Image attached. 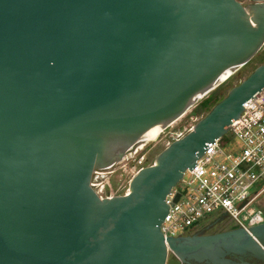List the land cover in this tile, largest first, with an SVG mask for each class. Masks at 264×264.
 Listing matches in <instances>:
<instances>
[{
    "label": "water",
    "instance_id": "1",
    "mask_svg": "<svg viewBox=\"0 0 264 264\" xmlns=\"http://www.w3.org/2000/svg\"><path fill=\"white\" fill-rule=\"evenodd\" d=\"M263 46L264 0H0V264L264 261V223L160 231L166 195L262 90L264 60L127 193L91 184Z\"/></svg>",
    "mask_w": 264,
    "mask_h": 264
},
{
    "label": "built area",
    "instance_id": "2",
    "mask_svg": "<svg viewBox=\"0 0 264 264\" xmlns=\"http://www.w3.org/2000/svg\"><path fill=\"white\" fill-rule=\"evenodd\" d=\"M254 96L229 125L225 135L231 137V145L224 149L219 145L221 137L217 138L186 171L190 177L185 187L177 184L166 195L168 213L160 224L164 240L182 236L212 217L225 216L248 233L264 223L258 203L264 193V86ZM180 136L170 135L166 145ZM91 184L101 198L118 195L94 181ZM167 252L168 257L173 254L169 248Z\"/></svg>",
    "mask_w": 264,
    "mask_h": 264
},
{
    "label": "rangeland",
    "instance_id": "3",
    "mask_svg": "<svg viewBox=\"0 0 264 264\" xmlns=\"http://www.w3.org/2000/svg\"><path fill=\"white\" fill-rule=\"evenodd\" d=\"M245 1L243 0V3ZM264 57V47L254 56V58L245 66L240 67L230 74L224 81L220 83L212 92L217 91L222 97L233 86L237 85L242 79H244L258 64H260L262 58ZM211 93V92H210ZM209 93V94H210ZM208 94V95H209ZM208 95L200 99L189 111H187L184 116L175 121L168 129L167 132H162V134L152 142H147L142 148L138 150H133L125 159H123L114 169L111 170L109 174L102 177L99 180L94 181L99 184V188L102 187L104 191L111 193L123 194V191L130 182L132 176L140 168V166L149 165L150 158L158 155V153L166 146V142L170 140V135H183L185 134L197 120H199L205 113L200 116H189L193 108ZM232 140L230 136H221L219 145L227 149L231 145ZM190 174L186 172L183 179L178 183V187H185L186 181L189 179ZM123 191V192H122ZM261 198H264L262 194ZM264 202V201H263ZM260 207L263 208L262 204ZM264 209V208H263ZM233 225V223H231Z\"/></svg>",
    "mask_w": 264,
    "mask_h": 264
},
{
    "label": "flooded vegetation",
    "instance_id": "4",
    "mask_svg": "<svg viewBox=\"0 0 264 264\" xmlns=\"http://www.w3.org/2000/svg\"><path fill=\"white\" fill-rule=\"evenodd\" d=\"M237 1H239L241 4L253 3V0H244L245 1L244 3H243V0H237ZM261 196L258 199V203H259V205L262 204V206L264 208V202H263L264 198H261ZM263 211H264V209H263ZM231 223L232 222L229 220V218H227L225 216H223V217H212L209 220L203 222L199 227H197V228H195L189 232H186V234H184V235L202 236V235H213V234H217V233H222V232H225V231H228V230L235 228ZM184 235H182V236H184ZM170 257L172 258L173 262L178 260L176 256H173V254H171ZM227 258L230 259L232 262L240 263L237 255L227 256ZM244 261L247 262L248 264H264L263 260L258 259L254 256H251V255L248 256L247 258H244ZM180 264H212V263L197 262L194 260L185 259L182 262L180 261Z\"/></svg>",
    "mask_w": 264,
    "mask_h": 264
},
{
    "label": "trees",
    "instance_id": "5",
    "mask_svg": "<svg viewBox=\"0 0 264 264\" xmlns=\"http://www.w3.org/2000/svg\"><path fill=\"white\" fill-rule=\"evenodd\" d=\"M264 60L262 58L261 62ZM260 62V63H261ZM222 96L217 91L211 92L205 99L201 100L190 112L189 116H200L203 113H207L210 108L220 99Z\"/></svg>",
    "mask_w": 264,
    "mask_h": 264
},
{
    "label": "bare ground",
    "instance_id": "6",
    "mask_svg": "<svg viewBox=\"0 0 264 264\" xmlns=\"http://www.w3.org/2000/svg\"><path fill=\"white\" fill-rule=\"evenodd\" d=\"M230 72L229 71L226 75H224L220 80L224 81L229 75H230ZM173 124V123H172ZM171 126V125H170ZM164 128L165 126L162 125L158 130H156L150 137H148L142 144H140L136 150L142 148L147 142H152L153 140L157 139L161 134L162 132H165L164 131Z\"/></svg>",
    "mask_w": 264,
    "mask_h": 264
}]
</instances>
